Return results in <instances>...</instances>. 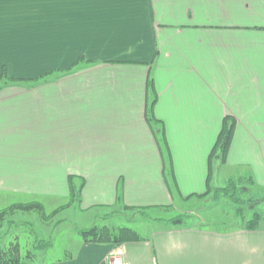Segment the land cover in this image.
Segmentation results:
<instances>
[{"label":"crops","instance_id":"crops-1","mask_svg":"<svg viewBox=\"0 0 264 264\" xmlns=\"http://www.w3.org/2000/svg\"><path fill=\"white\" fill-rule=\"evenodd\" d=\"M3 9L1 200L47 207L69 198L73 178L85 210L169 208L207 191L228 116L226 166L264 189V0ZM161 222L142 241L84 242L56 264H264V222L229 232Z\"/></svg>","mask_w":264,"mask_h":264},{"label":"rangeland","instance_id":"rangeland-1","mask_svg":"<svg viewBox=\"0 0 264 264\" xmlns=\"http://www.w3.org/2000/svg\"><path fill=\"white\" fill-rule=\"evenodd\" d=\"M226 163L214 159L210 187L206 192L175 198L174 204L166 209L85 210L80 204L81 191L79 194L77 184L73 181L78 195L76 197L72 196L73 191L70 189L68 199L53 202L47 207L35 201L44 206V211L17 210L12 214L6 213L5 219L0 222V256L10 254L18 246L23 264L64 262L80 244L86 242L79 231L94 226L132 228L144 240L157 230L161 221L169 224L168 221L177 216H184V224L188 227L226 232L245 227L255 214H260L261 222H264V189L255 186L249 171H232ZM226 187L235 189L238 204L229 197L217 196L215 191ZM7 200L0 199V213L16 204L34 202L12 204ZM113 256H117V253Z\"/></svg>","mask_w":264,"mask_h":264},{"label":"trees","instance_id":"trees-1","mask_svg":"<svg viewBox=\"0 0 264 264\" xmlns=\"http://www.w3.org/2000/svg\"><path fill=\"white\" fill-rule=\"evenodd\" d=\"M86 61L85 58H80L72 67L65 69V71H57L63 72V73H69L71 72L75 67H77L81 62ZM54 72L47 73L43 76H41V79H49L54 74H57ZM6 80H12L9 78L7 71L4 69L2 71V74L0 75V82L6 81ZM155 104V101H153L149 107L147 119L148 122L154 132V135L160 145V147H163V143L165 144V136L164 131L161 126L160 121H158L153 112V105ZM236 128V121L232 117H225L221 126V129L219 131V134L217 136L216 142L214 144V147L209 155L208 164H209V176H208V188L210 187V181H211V175H212V169H213V161L214 159H220L223 163L227 161L229 150L231 148L232 140L234 137V132ZM161 135V137H160ZM73 178L70 179V189L72 192V196L76 197L78 196L76 191L74 190V183ZM233 187V186H232ZM80 194V189H78ZM234 191V193H231V191ZM232 191V192H233ZM217 196L223 195L224 197H229L230 200L238 204L239 201L237 197L235 196V189H231V187L226 188H220L215 191ZM204 196V195H202ZM73 197V198H74ZM17 210H24V211H32V210H39L44 211V206L39 202H32L27 204H21V205H13L5 211H2L0 213V222L3 221L7 214H12ZM262 216L260 214H255L253 219L250 221H247L245 224V228L248 230H257L260 226ZM184 216H177L168 222L172 223L173 225H182L184 224ZM79 234L84 238V240L88 243H95V244H104V245H117V244H123V243H130V242H138L142 241L143 238L137 233L136 230L132 228H109V227H97L94 226L89 229L80 230ZM0 264H23L22 258L19 255V247H15L13 251L8 255H1L0 256Z\"/></svg>","mask_w":264,"mask_h":264},{"label":"snow or ice","instance_id":"snow-or-ice-1","mask_svg":"<svg viewBox=\"0 0 264 264\" xmlns=\"http://www.w3.org/2000/svg\"><path fill=\"white\" fill-rule=\"evenodd\" d=\"M53 3L63 5H77V6H93V5H110L118 3H132L134 0H0V46L3 42V6L5 3Z\"/></svg>","mask_w":264,"mask_h":264}]
</instances>
